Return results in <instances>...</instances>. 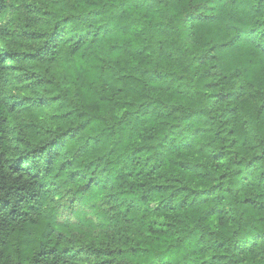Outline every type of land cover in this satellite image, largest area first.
Wrapping results in <instances>:
<instances>
[{"label": "trees", "instance_id": "16d2710c", "mask_svg": "<svg viewBox=\"0 0 264 264\" xmlns=\"http://www.w3.org/2000/svg\"><path fill=\"white\" fill-rule=\"evenodd\" d=\"M0 264H264V0H0Z\"/></svg>", "mask_w": 264, "mask_h": 264}, {"label": "rangeland", "instance_id": "374dc122", "mask_svg": "<svg viewBox=\"0 0 264 264\" xmlns=\"http://www.w3.org/2000/svg\"><path fill=\"white\" fill-rule=\"evenodd\" d=\"M72 203V198L69 194L65 193L62 196V199L58 201V207H59V213L61 214L62 218H66L70 215V211L68 209V206ZM85 259V257H83Z\"/></svg>", "mask_w": 264, "mask_h": 264}]
</instances>
